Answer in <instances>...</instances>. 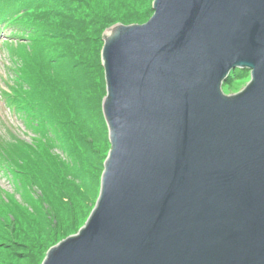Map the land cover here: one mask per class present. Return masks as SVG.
<instances>
[{
	"label": "water",
	"instance_id": "obj_1",
	"mask_svg": "<svg viewBox=\"0 0 264 264\" xmlns=\"http://www.w3.org/2000/svg\"><path fill=\"white\" fill-rule=\"evenodd\" d=\"M152 6L103 35L99 194L41 264H264V0Z\"/></svg>",
	"mask_w": 264,
	"mask_h": 264
},
{
	"label": "trees",
	"instance_id": "obj_2",
	"mask_svg": "<svg viewBox=\"0 0 264 264\" xmlns=\"http://www.w3.org/2000/svg\"><path fill=\"white\" fill-rule=\"evenodd\" d=\"M152 4L153 0H0V32L11 28L17 39L5 43L13 66L0 93L27 129L38 134L34 146L20 143L9 149V143H0V170L25 201L11 196L0 201L5 206L0 217V263L41 264L51 245L77 232L86 221L100 189L99 174L95 178L92 171L101 173L107 157L95 143L110 146L102 111L103 32L118 21L146 22L154 12ZM248 71L233 70L224 85L250 75ZM48 125L56 129L65 156L56 153L55 137L50 143L43 139L49 137ZM29 185V191H20ZM35 186L42 191L37 198ZM90 186L97 187L91 204L86 191ZM44 203L50 204L48 210ZM42 214L48 229L41 230ZM26 234L31 247L22 242ZM38 247H45L40 256L34 253Z\"/></svg>",
	"mask_w": 264,
	"mask_h": 264
},
{
	"label": "rangeland",
	"instance_id": "obj_3",
	"mask_svg": "<svg viewBox=\"0 0 264 264\" xmlns=\"http://www.w3.org/2000/svg\"><path fill=\"white\" fill-rule=\"evenodd\" d=\"M118 23H122V22L118 21V22L112 24V26L116 25ZM112 26H110V27H112ZM110 27H108V28H110ZM10 30H11V28H5V30L0 32V89L4 88V85H5L4 82H5V79H6V76H7L8 72L10 70L9 66H13V63H12V61L10 59V54H9L10 47H7L5 45V43L7 41H9V42H11V41L12 42H16L17 41V39H15L13 37V35H12ZM105 31L103 32V35H104ZM249 80H250V75L244 76V77H234V79L231 81V84L230 85L226 84V87H229V88H232V89H236V90H241L248 83ZM48 127H49V129H48V136L49 137L47 139H45V138H43V139L46 140L48 143H50V142L53 141L52 140L53 137H55L56 140H57L56 144L59 146V148L55 149L56 153L60 154L62 156H65V152L62 151L61 148H60L61 145L59 144V135L56 132V129L52 128L50 125H48ZM37 135L38 134L34 135L31 131H29L27 129L26 125H25V122L22 120V118H20L14 111L9 109V107L5 104L4 99H3V97H2V95L0 93V143H9L10 144L9 149H11L12 146H14V145L15 146H17V144L20 145V143H25V144L29 143V145H33L34 146V144H36V141H38L36 139ZM106 135H107L106 136V138H107L108 137V130H107V134ZM85 137H86V141L87 142L91 141V139H92V138L90 139L88 136H85ZM81 141L82 140H80L78 138L75 139L76 143L78 142L80 144ZM104 143H105V141H100V142L95 143V146L101 152H106L107 151L106 153L108 155V152L110 150V146L107 149V145L104 144ZM9 149L8 150L5 149L6 153L9 152ZM1 151H3L2 148H0V152ZM7 159L10 160L8 156H7ZM97 167L100 168V166H97ZM102 172H103V170H102ZM102 172L100 173V169L92 171V173L95 175L94 176L95 178H97L96 176L99 174L98 175L99 180H101ZM5 174L6 173H4L2 170H0V201L3 198H6L7 196H11L12 198L19 199L20 203H24L25 202L24 199L22 197L19 198V196L16 194L17 191H16L15 187H13L12 181H10V179L8 178V175L7 174L5 175ZM93 181H94V179H93ZM24 182H25V180H24ZM21 186L23 187V185H21ZM91 186H90L89 189L86 190L88 195L90 196V204L94 200L95 194H96V191H97L96 190L97 187L94 188V187H91ZM29 189H30V185L28 186V188L26 190H20V191H29ZM34 190H35L36 195H37L35 197L37 198L42 193V191H41V189L38 186H35ZM43 205L46 206L47 210L50 207L49 203H44ZM3 207H5V206L4 205L0 206V217H1V210H2ZM25 208L28 209L27 207L24 206V209ZM41 217H42V220H40L39 224H41L43 222V220L46 219V214H42ZM11 218H12V220H15L14 217H11ZM35 220L38 221L39 218L36 217ZM40 227H41V230L49 228L46 225V220H45L44 223L41 224ZM28 228L29 227L26 228L27 234H28V232H30V230ZM37 230H40V228L39 229H34V233L35 234H36ZM27 234L23 235L22 242L27 243L28 246L31 247V246H33L32 242H31V238L28 237V238H30L29 242L25 241V236H28ZM48 243L49 242H45L44 245L48 244ZM17 247L18 246H16L14 249H11V251L15 250ZM45 247H41V248L38 247L37 250L33 249L35 255L36 256H40L41 251L42 252L45 251ZM24 251H28V250H24ZM45 255H46V253H45ZM26 262H27V264H30L31 260H25V262L23 264H26ZM0 264H3V262H1Z\"/></svg>",
	"mask_w": 264,
	"mask_h": 264
}]
</instances>
